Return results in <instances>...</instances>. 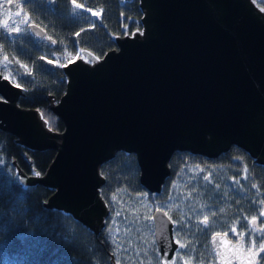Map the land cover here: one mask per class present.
<instances>
[{"label": "water", "instance_id": "95a60500", "mask_svg": "<svg viewBox=\"0 0 264 264\" xmlns=\"http://www.w3.org/2000/svg\"><path fill=\"white\" fill-rule=\"evenodd\" d=\"M137 4L139 29L112 36L115 47L101 57L81 49L60 67L64 92L49 109L62 131L51 130L38 109L19 106L24 89L0 74V131L27 150L54 151L39 177L12 161L19 185L48 189L42 206L69 215L94 235L109 215L99 169L117 153L134 156L138 183L153 195L176 152L215 159L236 147L264 167L261 8L253 0ZM27 30L50 49L57 46L39 25L30 23ZM47 61L48 70L59 67ZM151 220L159 264H173L172 222L160 208ZM209 244L216 264H259V250H243L240 240L217 233ZM109 263L116 264L111 254Z\"/></svg>", "mask_w": 264, "mask_h": 264}, {"label": "trees", "instance_id": "16d2710c", "mask_svg": "<svg viewBox=\"0 0 264 264\" xmlns=\"http://www.w3.org/2000/svg\"><path fill=\"white\" fill-rule=\"evenodd\" d=\"M70 1L55 0L51 7L43 0H29L25 6L29 21L42 27L56 48L74 54L87 49L101 57L115 47L112 36L140 28L137 0L123 5L117 0H75L85 9L100 11L91 24L71 16ZM0 44L7 56L31 69L32 79L22 83L19 106L38 109L51 130L62 131L49 105L63 94L65 83L60 68L50 71L44 65L42 53L49 50L48 45L30 34ZM53 157V150H27L0 131V264H110L114 252L120 264H159L151 220L158 208L175 224L176 241L185 245L176 252L173 264H213L206 247L212 233H230L235 228L245 234L248 245L256 244L250 222L253 218L264 221L260 215L264 167L254 165L236 147L215 159L174 153L170 174L155 195L139 185L134 156L117 153L99 169L105 178L100 195L109 215L98 235L69 215L45 209L42 203L51 194L48 189L19 185L12 161L26 174H43ZM205 216L206 224L201 222Z\"/></svg>", "mask_w": 264, "mask_h": 264}, {"label": "rangeland", "instance_id": "374dc122", "mask_svg": "<svg viewBox=\"0 0 264 264\" xmlns=\"http://www.w3.org/2000/svg\"><path fill=\"white\" fill-rule=\"evenodd\" d=\"M28 1L29 0H0V41L5 40L10 43L17 42L23 37V35L29 34L27 24L32 22L29 21L28 14L25 12V6ZM75 3L80 4L77 1H75ZM69 4L71 16L81 19L82 21H87L89 24L92 23L94 18L92 12H96L97 15L99 14V11L85 9L81 4L80 8H76L72 0ZM17 13H19V15H17ZM15 27H19L21 31L15 32L17 35L16 37H13L12 32H9V29ZM4 55L7 54L0 44V74L3 77L9 76L10 78L8 80L11 82L14 79V84H19V86L24 89L22 83L32 79L30 76V67L26 65L27 71L25 68H21L20 65L23 63L12 55L8 56L9 61L5 63L3 60ZM74 56V53L65 50L61 46L60 48L49 49L48 51H44L42 53L43 61L51 60L59 67L69 62ZM17 61H19V63H17ZM121 241L123 242L124 240Z\"/></svg>", "mask_w": 264, "mask_h": 264}, {"label": "flooded vegetation", "instance_id": "af4514ba", "mask_svg": "<svg viewBox=\"0 0 264 264\" xmlns=\"http://www.w3.org/2000/svg\"><path fill=\"white\" fill-rule=\"evenodd\" d=\"M43 1H45L46 2V4L48 5V6H51V7H54L55 6V0H43ZM254 1V0H253ZM259 8H264V4H261L260 3V0H255V2H254ZM97 18V17H96ZM95 18V16H94V20L96 19ZM28 25V24H27ZM16 33L15 32H12V36L13 37H16ZM47 36V35H46ZM35 39V38H34ZM37 41H42V42H44L45 44H47L45 41H44V39H36ZM48 45V44H47ZM49 47V46H48ZM56 48V47H55ZM54 48V49H55ZM50 49V48H49ZM78 53V52H77ZM76 53V54H77ZM75 54V55H76ZM58 68H60V67H58ZM53 101V100H52ZM54 102V101H53ZM253 163V162H252ZM164 211V210H163ZM165 212V211H164ZM166 213V212H165ZM166 215H167V213H166ZM168 216V215H167ZM169 217V216H168ZM170 219V218H169ZM171 220V219H170ZM172 222V221H171ZM250 226L252 227V229L255 231V233H256V236H255V238H256V244L254 243V244H250V245H248L247 244V239H246V236H245V234L243 233H238V232H236L235 231V233L233 232V231H231L230 233H219V234H226V237L229 239V240H231L232 242H236L237 240H240L241 241V245H242V248H243V250H245V251H248V250H250V249H252V250H254V251H257V250H259V248H260V245H261V243H264V231H261V229H264V221H262L261 220V218H259V220H256V222L253 224V223H251L250 222ZM152 233H153V231H152ZM172 233H173V239H174V241H175V243L177 244V247H176V250H175V252H174V255H173V258H174V256H175V254H176V252L178 251V250H180V243H177V241H176V238H175V224L172 222ZM213 234H217V233H212V234H210L209 235V237L207 238V245H206V247L209 249V251L211 252V249H210V244H209V239H210V237L213 235ZM251 238H253V237H251ZM252 241V240H251ZM249 246V247H248ZM211 254H212V252H211ZM212 256H213V254H212ZM213 259H214V262H213V264H216V262H215V258H214V256H213ZM259 264H264V251H259Z\"/></svg>", "mask_w": 264, "mask_h": 264}, {"label": "snow or ice", "instance_id": "6c2138e0", "mask_svg": "<svg viewBox=\"0 0 264 264\" xmlns=\"http://www.w3.org/2000/svg\"><path fill=\"white\" fill-rule=\"evenodd\" d=\"M72 2H73V4L75 5L76 8H80L81 7L80 4H76L75 3V0H72ZM254 2H255V0H254ZM260 3L261 4H264V0H260ZM261 11L264 12V8H261ZM17 15H19V13H17ZM92 15L93 16H96L97 13L96 12H92ZM20 31H21V29L19 27H15V28H10L9 29V32H20ZM77 35H79V33H77ZM53 43H55V41H53ZM77 58H79V57H77ZM42 59H43V57H42ZM3 60L5 61V63H7L9 61L8 56L7 55H4ZM47 62L50 63V64L53 63V61H51V60H49ZM17 63H19V61H17ZM20 67L21 68H25L26 71H27L26 65L21 64ZM9 78H10L9 76H5V79H9ZM12 82L15 83L14 79H13ZM16 86L19 87V84H16ZM0 99H2V98H0ZM41 115L43 116V114H41ZM45 123H48V121L45 120ZM35 175L37 177H39L40 176V173L39 172H35ZM204 179L207 180L208 177L205 176ZM253 187H256V186L253 185ZM113 199H115V196L113 197ZM261 203H264V200H262ZM116 214L119 215V213H116ZM260 215H264V212H261ZM207 220H208V218H207V216H205L204 219H203V221H201V222L206 224L207 223ZM255 222H256L255 221V218H253V220L251 221V223L254 224ZM232 231L235 233V228H233ZM261 231H264V229H261ZM177 243H180V242L177 241ZM229 243H230V241H229ZM184 247H185V245L182 244V243H180V248H184ZM259 251H264V243H261L260 248H259ZM113 255H116V253L114 252ZM116 264H120L119 259L116 260Z\"/></svg>", "mask_w": 264, "mask_h": 264}]
</instances>
